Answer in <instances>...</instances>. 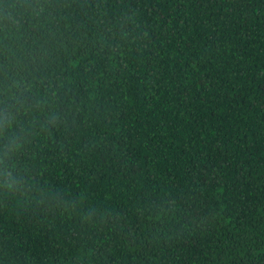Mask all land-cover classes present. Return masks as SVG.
Returning <instances> with one entry per match:
<instances>
[{
	"label": "trees",
	"instance_id": "obj_1",
	"mask_svg": "<svg viewBox=\"0 0 264 264\" xmlns=\"http://www.w3.org/2000/svg\"><path fill=\"white\" fill-rule=\"evenodd\" d=\"M0 264H264V0H0Z\"/></svg>",
	"mask_w": 264,
	"mask_h": 264
}]
</instances>
